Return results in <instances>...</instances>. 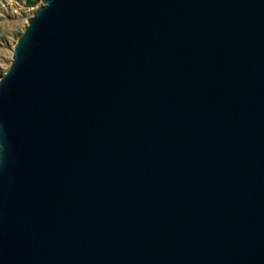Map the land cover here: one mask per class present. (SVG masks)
<instances>
[{
    "label": "water",
    "instance_id": "1",
    "mask_svg": "<svg viewBox=\"0 0 264 264\" xmlns=\"http://www.w3.org/2000/svg\"><path fill=\"white\" fill-rule=\"evenodd\" d=\"M0 77V264H264V0H40Z\"/></svg>",
    "mask_w": 264,
    "mask_h": 264
},
{
    "label": "rangeland",
    "instance_id": "2",
    "mask_svg": "<svg viewBox=\"0 0 264 264\" xmlns=\"http://www.w3.org/2000/svg\"><path fill=\"white\" fill-rule=\"evenodd\" d=\"M27 0H0V77L7 72L13 58V48L20 33L27 26V19L41 6L34 7Z\"/></svg>",
    "mask_w": 264,
    "mask_h": 264
},
{
    "label": "trees",
    "instance_id": "3",
    "mask_svg": "<svg viewBox=\"0 0 264 264\" xmlns=\"http://www.w3.org/2000/svg\"><path fill=\"white\" fill-rule=\"evenodd\" d=\"M37 1L36 0H27L26 1V4L29 6V7H34L36 5Z\"/></svg>",
    "mask_w": 264,
    "mask_h": 264
}]
</instances>
